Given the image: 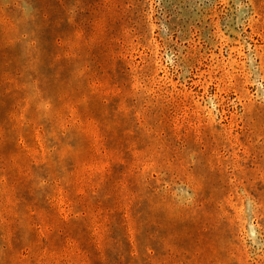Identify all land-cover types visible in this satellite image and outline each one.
Wrapping results in <instances>:
<instances>
[{"label":"rangeland","instance_id":"374dc122","mask_svg":"<svg viewBox=\"0 0 264 264\" xmlns=\"http://www.w3.org/2000/svg\"><path fill=\"white\" fill-rule=\"evenodd\" d=\"M0 264H264V0H0Z\"/></svg>","mask_w":264,"mask_h":264}]
</instances>
